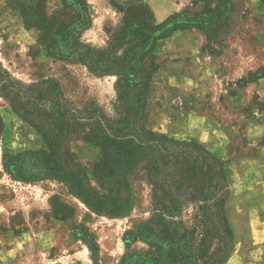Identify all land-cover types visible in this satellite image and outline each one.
<instances>
[{
    "label": "rangeland",
    "instance_id": "rangeland-1",
    "mask_svg": "<svg viewBox=\"0 0 264 264\" xmlns=\"http://www.w3.org/2000/svg\"><path fill=\"white\" fill-rule=\"evenodd\" d=\"M129 1L87 0L91 24L81 39L104 46L122 19L114 2ZM140 1L150 7L156 22L174 12H200L213 2ZM60 8V0H46L43 6L46 16ZM0 64L22 85L56 79L71 108L100 107L105 114L111 113L116 76L95 74L49 56L40 31L27 27L8 0H0ZM153 66L146 128L166 138L195 142L201 149L184 147L205 150L225 161L224 178L216 175L210 185L205 178L207 162L197 166L204 176L202 198L183 201L177 219L190 232L193 244H204L202 256L216 254L218 260L229 246L223 264H264V76L258 77L264 73V8L260 0H235L231 25L215 37L186 29L162 39ZM40 108L55 111L48 101ZM0 119L4 125L0 132V264H117L126 251L124 232L149 221L160 204L168 202L143 171L132 177V210L115 218L91 212L59 180L13 179L4 170L3 157L39 150L35 148L37 131L25 125L1 96ZM87 136L70 134L66 147L72 160L89 170L95 161L77 159L73 149ZM206 188L214 190V196L211 192V197H205L209 196ZM76 226L91 235L97 245L95 254L77 237ZM146 248L139 241L130 247Z\"/></svg>",
    "mask_w": 264,
    "mask_h": 264
},
{
    "label": "trees",
    "instance_id": "trees-1",
    "mask_svg": "<svg viewBox=\"0 0 264 264\" xmlns=\"http://www.w3.org/2000/svg\"><path fill=\"white\" fill-rule=\"evenodd\" d=\"M8 1L19 11L27 27L40 31L49 56L79 64L95 74L115 75L116 81L111 113L105 114L100 107L71 108L56 79L22 85L0 64V96L41 134L47 146L5 154L3 167L7 174L27 182L45 178L64 182L69 192L91 212L115 218L132 210V177L143 171L148 182L158 187L168 202L161 203V209L149 221L124 232L126 251L117 264H197L199 260L200 264H223L230 247L218 260L216 254L202 256L204 244H193L190 232L177 218L183 201L202 198L204 176L197 166L207 162L205 178L210 185L216 175L224 178L225 161L205 150L195 152L190 148L200 147L195 142H181L152 132L146 128L144 118L158 43L175 31L186 29H199L209 37L219 35L231 25L235 0H211L200 12H174L159 22L154 20L150 7L140 0L114 2L122 19L104 46L81 39L82 32L91 24L87 0H60L61 8L52 16L44 12L46 0ZM260 2L264 8V0ZM262 76L261 71L258 77ZM44 101L50 102L55 111L41 109ZM3 126L0 119V132ZM77 128L79 132L74 130ZM72 133L89 134L86 142L101 151V157L89 170L75 163L73 154L67 151L66 143ZM206 190L209 196L205 197H211V192L214 196V190ZM75 233L95 254L97 245L91 235L80 226L75 227ZM137 241L147 248L131 250Z\"/></svg>",
    "mask_w": 264,
    "mask_h": 264
},
{
    "label": "crops",
    "instance_id": "crops-1",
    "mask_svg": "<svg viewBox=\"0 0 264 264\" xmlns=\"http://www.w3.org/2000/svg\"><path fill=\"white\" fill-rule=\"evenodd\" d=\"M21 121H23L25 125L27 124L23 119H21ZM42 138L43 137L36 132V141L38 145L35 148L41 149L44 146V141ZM73 149L77 159L95 161L101 157L100 149L88 142H79L78 144H73ZM134 206H136V203Z\"/></svg>",
    "mask_w": 264,
    "mask_h": 264
}]
</instances>
